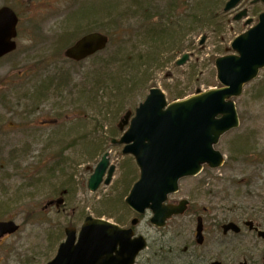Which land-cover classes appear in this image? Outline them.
Masks as SVG:
<instances>
[{"label": "rangeland", "instance_id": "obj_1", "mask_svg": "<svg viewBox=\"0 0 264 264\" xmlns=\"http://www.w3.org/2000/svg\"><path fill=\"white\" fill-rule=\"evenodd\" d=\"M227 1H31L30 13L23 16V29L28 25L31 38L0 63V93L14 91L2 97L3 103L13 104L11 110L0 106V221L14 220L20 226L19 232L0 240V264L51 262L65 241V228L79 232L88 216L130 225L135 215L125 200L140 171L134 158L123 156V148L110 139L121 137V117L135 111L154 87L171 103L177 96L220 85L215 61L233 53L231 44L247 30L245 22L233 23V16L222 15ZM250 6L254 14L264 11L262 4ZM92 30L108 34L112 45L82 63L65 58L66 49ZM153 37L161 39L155 43L149 40ZM187 53L189 61L176 66ZM20 72L28 77L19 78ZM8 75L14 85L9 86ZM28 78L33 94L27 100ZM236 103L241 125L219 145L226 157L239 138L247 137L252 149L264 150V70ZM106 153L116 166L112 182L91 192L88 181ZM238 163L227 170L205 168L198 177L183 180L174 199L192 200L190 213L160 231L150 224L148 213L137 231L150 247L158 242L159 248L183 251L195 241L197 216L210 208L200 250L216 257L220 249L225 264H241L245 258L249 264H263L264 239L220 236L216 229L241 214L237 219L253 215L264 231V163ZM244 179L249 185L239 188ZM63 190L68 191L65 205L44 210ZM243 221L236 220L240 225ZM139 264L146 262L140 259Z\"/></svg>", "mask_w": 264, "mask_h": 264}, {"label": "water", "instance_id": "obj_2", "mask_svg": "<svg viewBox=\"0 0 264 264\" xmlns=\"http://www.w3.org/2000/svg\"><path fill=\"white\" fill-rule=\"evenodd\" d=\"M240 1L231 0L225 12L237 7ZM243 16L245 13L237 19ZM16 25L17 18L10 10L0 11V56L15 48L9 47L7 35ZM107 43V37L94 33L68 49L66 56L81 61L106 48ZM232 48L238 55L216 61L222 88L197 92L195 96L170 104L167 110L163 92L152 89L146 101L137 108L129 130L120 141L112 142L126 145L123 154L134 155L141 169L140 180L126 201L128 207L141 215L150 210L153 214L151 223L157 228H164L169 219L183 215L187 210V202H181L179 206L165 205L168 196L178 191L181 179L197 176L206 164L211 169L224 165L222 153L214 146L224 134L239 127L232 99L241 96L244 86L256 79L264 68V14L255 28L235 40ZM188 59L185 55L177 65H184ZM130 117L131 112L124 116L119 125L121 130ZM109 166L106 154L89 180L91 191L100 187ZM114 173L115 166H111L106 185L111 183ZM62 203L63 200L56 202L58 206ZM137 223L138 220H134L132 224ZM232 227L227 226L226 231ZM18 230L19 226L13 221L0 222V240ZM65 232L67 240L49 264H134L139 253L147 247L144 237L133 239L132 229H123L93 217L86 218L78 238L75 228H67ZM259 236L264 238V233ZM197 242L203 243L202 219L198 223Z\"/></svg>", "mask_w": 264, "mask_h": 264}, {"label": "flooded vegetation", "instance_id": "obj_3", "mask_svg": "<svg viewBox=\"0 0 264 264\" xmlns=\"http://www.w3.org/2000/svg\"><path fill=\"white\" fill-rule=\"evenodd\" d=\"M31 1H33V0H0V10L3 8H9L15 12V14L17 15V18H18L17 34H16V38L14 40V42L16 43V46H17L16 51L11 53V54H8L5 57H3L2 59H0V63L3 61H7L12 56H15L16 53H18L21 50L22 42L24 40H28L31 38L30 30L27 28L28 25L27 26L25 25L26 29H23V26H24L23 16L26 17V16H28L27 14L30 13L29 8L32 9ZM251 1L253 3V0H249L250 5H251ZM245 3H247V0H242L241 8L236 10L235 15L237 16L241 12L245 11L249 17H251V15L254 17L253 10H252L251 6L248 4L245 5ZM255 17H257V16H255ZM11 76L12 75H8V77H7V80H8L7 82L9 84V86L14 85L9 80L11 78ZM23 76L25 78H27L28 74H26L24 72L18 73L19 78H22ZM29 83H30V80L28 78L25 81V85H26L25 96H26L27 100H28V96L31 97V94H33V91H30L31 88H29L30 87ZM2 86H3V83L0 82V91H1ZM9 86H8V88L12 89V87H9ZM6 92H9L8 93L9 96L11 94L14 95L13 90L12 91L3 90L0 93V106L5 108L7 111H10L13 104L8 105V104L3 103V101H6V99H3L2 97L5 96ZM179 201L180 200H175L173 198L171 203H169V204L174 205V204H177ZM189 201H190V207H189V211H190V208H192V206H191L192 200L189 199ZM204 213L205 214H204L203 221H202V224H203V243L201 245L198 244V242H197V230H195V237H194L195 241H193L190 248L186 247L183 251H178L177 249H175V247H171V246H168L166 248L163 246H160V248H159L158 242H156L154 244V246L150 247V241H149V244H148L149 246L147 247V249L145 251H143L139 255L135 264H139L140 259H141V261L142 260L145 261L146 264H216V263L225 264L222 261L223 257L220 258V255H222V253H223L220 249L217 250L218 252L215 255L216 257L210 256L207 253L200 250L205 245V242H206L205 234H206L207 229H206V221L205 220H206V218H208L209 210L205 209ZM234 216H235V219L233 221H228L227 223L222 224L216 228L221 233L220 236L227 237L228 235L232 234V235H234V237L239 238L240 236L245 237L246 235H249V234L257 236L258 234L261 233L260 230H262V229H261L260 225H258V223H255V221L252 217H245V219H237V218H241V214H235ZM199 217H201V216H199V215L197 216V223H198ZM143 218L144 217H142V219ZM174 219L175 218H173L171 221H173ZM236 220H244V221H243L242 225H240V223H237ZM171 221H169L168 224ZM229 225H231L233 227H232V229L226 231V227ZM123 226L129 228V226H127V225H123ZM155 229L159 230V231L164 230V229H157V228H155ZM242 229H246L247 233L244 234L245 232ZM137 230H138V227L135 229V233L137 236L143 235V234L139 233ZM231 230H233V231H231ZM215 238H216V240H219L218 237H215ZM257 238H258V236H257ZM219 241H221V240H219ZM241 264H249L248 259L245 258L243 263H241Z\"/></svg>", "mask_w": 264, "mask_h": 264}, {"label": "trees", "instance_id": "obj_4", "mask_svg": "<svg viewBox=\"0 0 264 264\" xmlns=\"http://www.w3.org/2000/svg\"><path fill=\"white\" fill-rule=\"evenodd\" d=\"M161 39V37L158 38H151L150 41H155ZM184 96H177V98H183ZM176 98V99H177ZM251 141L245 138H239L236 140V144L233 145L232 149L229 150V160L225 166V168L231 169L233 165L240 162L243 166L250 167V166H260L264 163V150H258L257 147H254L252 149ZM239 188H243V186L249 185V180L244 179L243 184L240 185L238 183ZM236 209V208H234ZM251 217L254 219V216L251 215ZM255 220V219H254Z\"/></svg>", "mask_w": 264, "mask_h": 264}]
</instances>
